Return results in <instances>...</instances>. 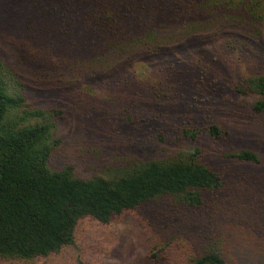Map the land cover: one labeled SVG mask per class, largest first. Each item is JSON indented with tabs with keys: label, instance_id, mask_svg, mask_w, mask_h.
Wrapping results in <instances>:
<instances>
[{
	"label": "trees",
	"instance_id": "trees-1",
	"mask_svg": "<svg viewBox=\"0 0 264 264\" xmlns=\"http://www.w3.org/2000/svg\"><path fill=\"white\" fill-rule=\"evenodd\" d=\"M0 8L17 25L33 21L36 41H51L53 56L28 62L47 74L50 61L46 79L81 115V133L112 149L98 166L81 157L51 168L61 142L53 117L64 109L27 108L0 55V260L48 258L76 244L83 219L107 225L153 205L164 222L156 261L230 264L238 225L261 227L264 184L251 171L212 167L198 146L147 159L117 148L141 135L163 142L170 130L191 141L227 135L210 113L226 87L253 96L252 113L264 117V0H0ZM205 46L221 55L203 60ZM223 157L261 163L253 150Z\"/></svg>",
	"mask_w": 264,
	"mask_h": 264
},
{
	"label": "rangeland",
	"instance_id": "rangeland-1",
	"mask_svg": "<svg viewBox=\"0 0 264 264\" xmlns=\"http://www.w3.org/2000/svg\"><path fill=\"white\" fill-rule=\"evenodd\" d=\"M0 10L2 11L0 55L12 65L17 77L15 86L16 88L20 86L21 91L27 96V108L29 102L33 107L46 113L64 109L63 118L53 117L57 122L55 137L61 139V142L55 150L53 159L49 162L51 168H61L69 158L83 157L85 161L95 166L101 164L106 158H110L112 149L104 145L96 146L98 144L94 143L95 141H91L88 135L84 136L81 133V115L67 103L62 92L54 89L51 82L46 79H51L52 76L50 61H45L48 65L47 74L37 73L38 64L28 62L29 55H36L39 60L53 56L55 53L52 50L54 48H50L51 41L49 39L42 43L36 41L34 30L28 29L29 26H33V21L28 22L27 18L17 25L13 22L15 14L11 13L7 18L4 17V11L1 8ZM6 24L8 28H5ZM46 47L48 50H45ZM202 51L205 61L214 55H221L211 46H205ZM22 53L27 56L22 58ZM221 90L223 91L213 98L214 106L210 109V113H212L211 117L217 119L219 126L227 131V135L217 140L202 135L197 140L191 141L177 137L170 130L163 142L151 140L141 142V139L147 138L146 135H141L140 140L134 138L135 142L130 145L126 141L119 142L117 152H134L139 157L147 159L168 156L180 146H198L204 150L205 161L212 167L224 168L233 173L241 171L247 174V171H251L253 179L264 184V117L252 113L253 96L237 95L227 87ZM194 101L196 100L192 103ZM92 133L89 132V134ZM80 135L84 137L83 140L79 138ZM92 149H100L98 150L100 155L95 151L98 156H93ZM239 150L257 152L261 156V163L254 166L241 165L223 157L224 154ZM152 206L148 205L141 211L128 212L115 217L107 225H101L90 218L83 219L77 226L75 245L66 247L48 258H36L30 261L0 260V264H171L172 262L167 260L156 261L151 255L162 246L158 239L164 228V222L156 214V208ZM256 206L255 211L258 214L260 212L263 219H256L257 216L253 214L251 217L261 221L260 224L258 223L261 227L257 226L253 231H249L248 228L238 225L234 235L235 243L228 252L230 264H264V245L262 244L264 242V200L258 199ZM159 226L162 227L159 228ZM193 230L197 231L191 228L188 233ZM223 230L226 232V228ZM230 232L229 236L233 237L232 230ZM165 233L166 230L163 235ZM226 234L229 233L226 232ZM194 240L196 239L192 238V241Z\"/></svg>",
	"mask_w": 264,
	"mask_h": 264
}]
</instances>
